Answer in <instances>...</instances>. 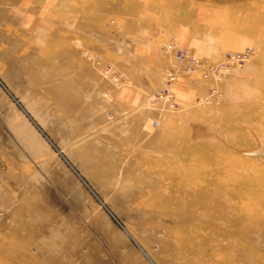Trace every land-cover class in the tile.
I'll return each instance as SVG.
<instances>
[{
    "label": "rangeland",
    "instance_id": "rangeland-1",
    "mask_svg": "<svg viewBox=\"0 0 264 264\" xmlns=\"http://www.w3.org/2000/svg\"><path fill=\"white\" fill-rule=\"evenodd\" d=\"M0 264H264V0H0Z\"/></svg>",
    "mask_w": 264,
    "mask_h": 264
},
{
    "label": "built area",
    "instance_id": "built-area-1",
    "mask_svg": "<svg viewBox=\"0 0 264 264\" xmlns=\"http://www.w3.org/2000/svg\"><path fill=\"white\" fill-rule=\"evenodd\" d=\"M170 47L173 48V45H169L167 47V50H170ZM172 51V50H171ZM179 53V52H178ZM178 58L180 59L181 63L184 65V69L186 68V71L193 72V70H202L204 72V75L213 76L216 80H220L222 78V74L224 71H229L230 66L225 65L224 67H214L211 66V64H207L205 61L201 60L200 58L189 54L186 51H183L182 53L178 54ZM175 71L174 70H167L164 79L165 82L170 83L175 79ZM169 93L166 88H161V90L157 93V96H152V99L156 102L159 99H165L166 101H170L169 104H173L171 98L172 96L167 95ZM166 103V102H165ZM167 106L170 107L166 103ZM154 125H158V122L155 121Z\"/></svg>",
    "mask_w": 264,
    "mask_h": 264
},
{
    "label": "bare ground",
    "instance_id": "bare-ground-1",
    "mask_svg": "<svg viewBox=\"0 0 264 264\" xmlns=\"http://www.w3.org/2000/svg\"><path fill=\"white\" fill-rule=\"evenodd\" d=\"M187 206H189V205H187Z\"/></svg>",
    "mask_w": 264,
    "mask_h": 264
}]
</instances>
